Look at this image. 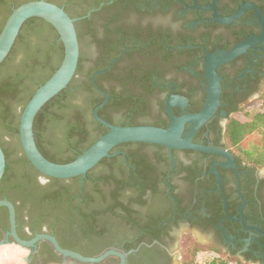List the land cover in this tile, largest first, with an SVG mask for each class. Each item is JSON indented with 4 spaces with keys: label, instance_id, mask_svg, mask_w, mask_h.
Returning a JSON list of instances; mask_svg holds the SVG:
<instances>
[{
    "label": "flooded vegetation",
    "instance_id": "af4514ba",
    "mask_svg": "<svg viewBox=\"0 0 264 264\" xmlns=\"http://www.w3.org/2000/svg\"><path fill=\"white\" fill-rule=\"evenodd\" d=\"M58 5L80 20L71 12L74 5ZM85 18L107 47L120 52L100 74L114 69L115 79H103V86L122 91L126 84L130 89L132 100L104 111L115 126L166 129L172 114L181 118L200 113L209 95V56L229 53L244 42L250 46L216 69L220 106L192 138L193 144L219 153H170L146 143L116 149L111 157L121 156L123 166L131 169L116 168L118 177L125 178L130 170L143 184L121 191L118 201L128 211L118 208L110 216L102 212L105 203L93 196L86 182L92 172L81 177L80 184L63 181L67 190L54 198L50 178L41 174L24 183L13 198L19 237L30 241L52 235L63 248L88 257L115 250L127 255L126 264H188L183 249L190 242L247 264H264V168L241 162L225 140L232 110L252 104L264 92V0H110L89 7ZM189 127L185 125L182 137ZM130 151L133 165L127 159ZM93 208L99 219L96 233L85 230L82 221V211L90 214ZM8 222L1 211L0 248L15 247L21 264L63 262L45 241L28 249L15 244L8 236ZM100 264H120V259L109 256Z\"/></svg>",
    "mask_w": 264,
    "mask_h": 264
},
{
    "label": "trees",
    "instance_id": "16d2710c",
    "mask_svg": "<svg viewBox=\"0 0 264 264\" xmlns=\"http://www.w3.org/2000/svg\"><path fill=\"white\" fill-rule=\"evenodd\" d=\"M28 1L32 0H0V32L13 9ZM46 1L56 5L64 3L69 7L74 5L73 7L76 8L71 12L75 17L80 18L76 22L81 47L76 77L68 88L42 108L34 123L35 140L42 155L51 162L66 164L74 161L109 131L93 118L94 109L104 101V97L95 90L91 79L95 73L106 71L112 59L117 58L120 52L116 47L111 48L110 45L107 47L98 31H91L90 22L85 18L89 7H98L100 3L110 0ZM65 10L68 11L67 8ZM63 57L64 46L58 33L44 20L35 18L25 23L10 56L0 66V144L6 155V171L0 184V200L7 196L10 201L17 202L13 200L17 190L24 188V183L35 181L37 176L41 175L23 153L19 137L20 117L34 93L56 72ZM113 73L114 69L105 75L97 76L95 81L110 97L107 105L99 111V116L115 125L104 115V111L110 107L118 110L123 107L124 99H132L126 84L122 91H116L114 88L106 89L103 86V79H115ZM232 111L235 115L229 119L226 126V144L235 150L241 162L264 168V92L252 104ZM131 126L140 125L131 124ZM5 137L11 140L12 149L5 147L2 141ZM135 146L141 148L147 145L122 144L113 149L111 154L113 155L116 149ZM13 155L15 159L12 158ZM132 155H134L132 151L127 152L129 165H133ZM123 165L126 164L121 156L106 158L88 173L92 172L88 175L89 181L86 182L91 183L93 196L96 194V199L105 203V206L100 208L108 216L112 213L117 214L118 208L128 211V206L118 201V196L123 190L134 188L138 183L139 186L143 184L140 180L136 181L135 176H130L129 167H127L130 169L127 176L120 179L116 168L127 169ZM50 180L53 185L51 197L54 198L55 194L56 197H60L61 190H67L63 181L69 183L78 181L80 184L81 177L70 180L50 178ZM1 211L6 212L8 222L7 209L2 208ZM83 212L82 221L86 225L85 230L96 233L99 228L98 212L94 208L90 214H87V210ZM8 226L9 222L6 228ZM187 251L192 255L198 252L194 247H189ZM216 254L206 262L200 263L196 260L188 264H247L235 256L219 255L222 254L221 250Z\"/></svg>",
    "mask_w": 264,
    "mask_h": 264
},
{
    "label": "water",
    "instance_id": "95a60500",
    "mask_svg": "<svg viewBox=\"0 0 264 264\" xmlns=\"http://www.w3.org/2000/svg\"><path fill=\"white\" fill-rule=\"evenodd\" d=\"M35 18L42 19L51 25L58 33L64 46V57L60 66L51 78L34 93L20 117L19 137L23 153L40 174L58 180H70L78 177L84 179L102 160L113 156L111 154L113 149L127 143L160 145L167 148L170 153H172V150L184 149L219 153L216 150L193 144L192 138L196 131L214 116L220 106L221 86L216 69L221 64L233 60L245 48H248L250 45L247 42L241 43L229 53L209 56L206 69L209 82V95L204 108L198 114L185 115L181 118H175L169 108L168 110L172 114V122L166 129L152 126H115L102 119L99 116V111L109 102V95L97 85L95 78L107 71L96 73L91 79L92 84L95 90L104 97V101L94 109L93 118L96 122L109 129V131L74 161L66 164L49 161L42 155L36 144L34 133L35 119L42 108L68 88L76 77L81 47L76 28L77 19L71 18L65 8L54 3L46 0H32L13 9L0 32V66L10 56L25 23ZM259 18L263 22L260 14ZM217 20L220 22H230L219 18ZM186 124H189L190 127L182 137ZM5 171L6 155L0 144V184ZM213 171L217 174L214 169ZM1 208H7L9 212L10 232L8 236H11L14 243L23 248L28 249L34 247L39 241H45L63 259V262L60 264H100L109 256H117L120 259V264H126L127 255L125 253L111 250L97 257H88L63 248L56 237L48 234H40L33 240L25 241L19 237L17 232V214L13 202L7 199L0 200Z\"/></svg>",
    "mask_w": 264,
    "mask_h": 264
},
{
    "label": "rangeland",
    "instance_id": "374dc122",
    "mask_svg": "<svg viewBox=\"0 0 264 264\" xmlns=\"http://www.w3.org/2000/svg\"><path fill=\"white\" fill-rule=\"evenodd\" d=\"M2 141L4 142L5 147L11 148V149L13 148L12 147V142H11V140L8 137L3 138ZM12 158L15 159L14 155H13ZM186 240L187 239H185L184 241L186 242ZM189 246H193L194 248H197V250H198V252H196L197 254H195V255L194 254L193 255L189 254L188 251H187V249H189ZM187 247H188L187 249H183V252L186 253L185 254L186 255V259H188V261H196V260L198 261L199 260L200 262H205L208 259H211V257L214 255V253H211L210 250H207L204 246L201 247L199 244L197 246H194L193 242H190V244L187 245ZM198 253L199 254L202 253V254L198 256ZM22 255H24V252H23ZM219 255H221V256L224 255L225 256L226 253L222 251V254H219ZM12 264H21V263H19L18 260H17V262H13ZM22 264H26V263H22Z\"/></svg>",
    "mask_w": 264,
    "mask_h": 264
},
{
    "label": "crops",
    "instance_id": "0c3cea01",
    "mask_svg": "<svg viewBox=\"0 0 264 264\" xmlns=\"http://www.w3.org/2000/svg\"><path fill=\"white\" fill-rule=\"evenodd\" d=\"M16 248L15 247H4V248H0V264H12L13 262H18L21 263V257L18 256L19 255V251H15ZM18 253L17 257H15V253ZM24 259L26 260V257H24Z\"/></svg>",
    "mask_w": 264,
    "mask_h": 264
},
{
    "label": "built area",
    "instance_id": "2783aa9c",
    "mask_svg": "<svg viewBox=\"0 0 264 264\" xmlns=\"http://www.w3.org/2000/svg\"><path fill=\"white\" fill-rule=\"evenodd\" d=\"M216 255H217V254H214V255L211 257V259L214 258V256H216ZM197 259H198V258H197ZM208 260H210V259H208ZM208 260H207V261H208ZM198 261H199V260H198ZM199 262H200V261H199ZM205 262H206V261H205ZM200 263H203V262H200Z\"/></svg>",
    "mask_w": 264,
    "mask_h": 264
}]
</instances>
